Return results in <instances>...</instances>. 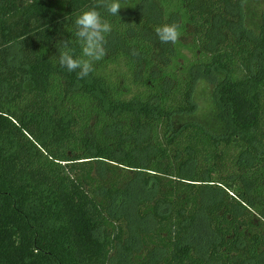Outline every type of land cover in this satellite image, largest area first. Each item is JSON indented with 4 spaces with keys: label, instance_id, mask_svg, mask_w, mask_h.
<instances>
[{
    "label": "trees",
    "instance_id": "16d2710c",
    "mask_svg": "<svg viewBox=\"0 0 264 264\" xmlns=\"http://www.w3.org/2000/svg\"><path fill=\"white\" fill-rule=\"evenodd\" d=\"M119 2L0 0V264H264V0Z\"/></svg>",
    "mask_w": 264,
    "mask_h": 264
},
{
    "label": "clouds",
    "instance_id": "9594fccd",
    "mask_svg": "<svg viewBox=\"0 0 264 264\" xmlns=\"http://www.w3.org/2000/svg\"><path fill=\"white\" fill-rule=\"evenodd\" d=\"M104 9L110 15H118L121 4L119 0H98L96 7L81 12L75 20V37L81 47V55L76 57L65 43L60 50L59 64L68 72H76L77 79H84L94 71V64L106 55V37L112 31L111 23L102 17L98 9ZM155 32L161 43L175 44L182 33L176 23L158 26Z\"/></svg>",
    "mask_w": 264,
    "mask_h": 264
},
{
    "label": "rangeland",
    "instance_id": "374dc122",
    "mask_svg": "<svg viewBox=\"0 0 264 264\" xmlns=\"http://www.w3.org/2000/svg\"><path fill=\"white\" fill-rule=\"evenodd\" d=\"M208 79L199 80L197 85V103L199 105L204 104V99L211 98L212 91L209 88V85L207 82ZM198 105V107H199Z\"/></svg>",
    "mask_w": 264,
    "mask_h": 264
}]
</instances>
